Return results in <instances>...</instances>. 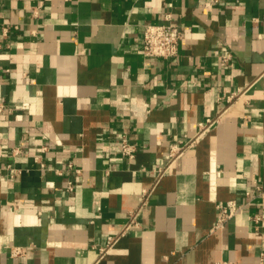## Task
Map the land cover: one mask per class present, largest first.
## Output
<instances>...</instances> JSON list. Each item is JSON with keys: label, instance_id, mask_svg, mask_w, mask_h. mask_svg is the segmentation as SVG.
Instances as JSON below:
<instances>
[{"label": "crops", "instance_id": "1", "mask_svg": "<svg viewBox=\"0 0 264 264\" xmlns=\"http://www.w3.org/2000/svg\"><path fill=\"white\" fill-rule=\"evenodd\" d=\"M208 1L0 0V102L12 109L0 114V264H264V0ZM168 11L179 55L146 58L144 26ZM206 118L214 126L157 179L170 145ZM68 161L82 180L55 172ZM229 200L243 209L213 229Z\"/></svg>", "mask_w": 264, "mask_h": 264}, {"label": "built area", "instance_id": "2", "mask_svg": "<svg viewBox=\"0 0 264 264\" xmlns=\"http://www.w3.org/2000/svg\"><path fill=\"white\" fill-rule=\"evenodd\" d=\"M224 0H209L206 3L208 8L219 6L223 3ZM165 21L159 23H149L144 26L143 31V44L141 47L142 53L146 58H164V59H172L177 57L180 52L181 41H182V29L179 25L174 22V13L168 11L165 13ZM226 60L230 58V55H225L224 57ZM125 99V98H124ZM128 100V99H127ZM134 102L131 100L123 101L122 106L124 108L134 109ZM11 108L6 105L4 102H0V114L11 112ZM216 123V119L213 118H206L205 121L200 122L199 130L196 135L192 138L187 139L186 141L179 140L173 142L170 145V150L168 152L167 164L164 167L158 169V176L157 179L162 177L164 173L169 170L174 161L184 154V152L193 147L198 139L208 132L212 126ZM49 147L47 145H42L41 150L43 152L48 151ZM21 148L16 147L14 148L13 155H17L20 153ZM120 150L121 154L126 157L127 159H132L135 157L138 147L137 145L130 140L129 136L126 132L120 137ZM34 160L39 164L42 170H48V165L45 160L40 156L36 155ZM6 168L11 172L15 173L17 170L14 167L13 163H7ZM71 171L77 175V178L82 180V171L80 168L75 167L72 161H68L65 164L64 168H57L55 172L59 175H62L64 170ZM75 181L70 179L67 181L66 188L68 192H72L75 189ZM258 193L264 196V191L262 190L261 185H257L256 187ZM150 191L144 190L143 195L144 199L142 201V205L146 203V199L149 195ZM252 192L247 191L246 195L249 197L251 196ZM141 206L138 207L137 210L129 213L128 219L123 227L115 234L109 235L107 238V243L100 247V254L98 260L103 259L108 253H110L114 247L117 245L119 240L127 235L132 228L137 227L139 225L138 215L141 209ZM219 213L218 217L215 221L213 229H222L225 223L239 213L243 207L238 205L236 201L229 200L224 203H220L218 206ZM255 220L259 221L263 219L262 215H255ZM24 253V248L20 246H12V254L16 256H20ZM263 256L264 253H261ZM215 264H230L227 260H218Z\"/></svg>", "mask_w": 264, "mask_h": 264}]
</instances>
